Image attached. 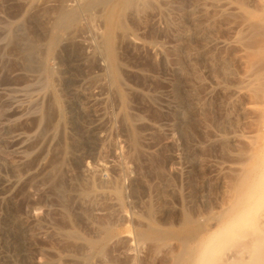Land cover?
<instances>
[{
	"label": "rangeland",
	"instance_id": "obj_1",
	"mask_svg": "<svg viewBox=\"0 0 264 264\" xmlns=\"http://www.w3.org/2000/svg\"><path fill=\"white\" fill-rule=\"evenodd\" d=\"M99 1L0 0V264H189L262 169L264 0Z\"/></svg>",
	"mask_w": 264,
	"mask_h": 264
},
{
	"label": "bare ground",
	"instance_id": "obj_2",
	"mask_svg": "<svg viewBox=\"0 0 264 264\" xmlns=\"http://www.w3.org/2000/svg\"><path fill=\"white\" fill-rule=\"evenodd\" d=\"M80 1L82 4L85 3L84 0H80ZM100 1L105 3L107 0H100ZM131 1L132 0L129 1L130 4H131ZM218 1L219 0H216V3H212V5L220 6L218 4ZM66 4L65 5L63 4L64 6H62L61 14H60L59 18H62L64 16H68L76 10L71 4L69 5V3H68L69 6H67ZM197 17H195V18H197ZM194 20H196V19H194ZM198 20H199V18H198ZM199 29H200V27H199ZM198 34L201 35V33H198ZM221 42H224V41H221ZM245 75H248V74H245ZM263 118H264V116H263ZM263 148H264V146H263ZM263 161H262L263 166L261 167L262 169H260V170L257 169L258 171H255L254 173H250L246 176V178L242 184L241 195L236 199V201L234 200L235 202L232 204V207L230 209L231 212H233L237 209H238L237 211H239V212L236 213L235 216L233 215L232 218L228 219L230 221L223 224V227L222 226L218 227L219 225L217 226L219 232L223 229L222 234L220 233L221 235H218L217 237H215V239H211V237H208L211 240L210 242H207V241H209V239L204 238V237L203 238L202 237L197 238L193 244V248L192 249H189V248L185 249V250H187V251L189 250V251L186 253H185V251H183L182 254L184 255V253H185L186 256L182 255L183 257H181V258H184L185 261L188 260L189 264H201V263L204 264V262L207 260V258L209 259V257H210L209 255H210L211 251L215 252L214 250L216 248V244H219V245L225 244L226 245L230 241H232L233 238L228 237V235L231 234V232L229 233L227 230L233 231L234 235H236L237 233L235 234L234 229H237L238 227H241V226L242 227L248 226V228H251V230H253V232L251 231V234H252L250 236L251 240H249L248 243H245L243 245H239V246L233 247V248H231V247L226 248L224 246L226 248V250L221 249L222 246L218 247V248H220V250H222L221 255L222 254L223 255L219 256L220 255V252H218L219 249L216 250L217 251L216 253L218 255L215 254V256L217 255L219 257H216L217 260H216V258L214 259V260H216L215 264H264V164H263ZM242 206H244V207H242ZM219 228H221V230H219ZM241 230H243V229H241ZM226 232H228V233H226ZM210 233H211V231H210ZM243 233H244V231H243ZM248 233H250V232H248ZM214 234H215V231H214ZM239 236L240 235H238V237ZM236 237H237V235H236ZM236 237H234V239ZM230 244H231V242H230ZM219 245H217V246H219ZM212 259L213 258H211V261H212Z\"/></svg>",
	"mask_w": 264,
	"mask_h": 264
}]
</instances>
